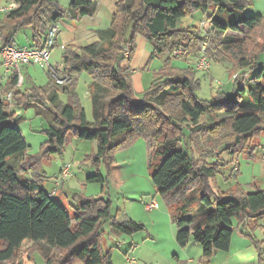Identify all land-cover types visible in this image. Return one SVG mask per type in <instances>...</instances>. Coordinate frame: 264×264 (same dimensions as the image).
<instances>
[{"label": "trees", "instance_id": "1", "mask_svg": "<svg viewBox=\"0 0 264 264\" xmlns=\"http://www.w3.org/2000/svg\"><path fill=\"white\" fill-rule=\"evenodd\" d=\"M13 1L17 6L0 17V48L15 45L18 31L29 27L33 46L42 48L53 24L63 18L84 17L95 2L71 0L65 10L59 0ZM254 1L117 0L110 26L97 31L95 42L81 47L64 46V71L74 77L70 84L60 88L49 77L45 86L31 84L25 88L24 83L17 85V71L4 84L0 83V264H28L25 255L35 250L44 254L46 264H114L111 253H106L99 242L103 223L111 221L112 226L127 235L145 229L128 217L117 220L112 215L111 201L102 197L81 198L78 214L72 217L55 199L56 195H49L43 187L45 175L38 166V157L28 154L29 145L13 110L29 106L47 114L48 140L43 154L63 148L71 134L97 141L93 160L103 161L107 173L104 177L98 169L87 177L92 183L109 180L121 186L120 164L114 153L137 137L151 143L153 140L157 145L163 138V158L154 165L151 177L158 193L174 209L177 243L182 247L191 241L199 243L201 260L208 262L216 251L230 250L237 223L238 228L242 227L240 233L250 237L258 251L262 250L264 241L257 240L254 230L264 220V189L246 193L215 191L210 180L229 162L217 156L212 162L201 164L185 149H177L183 137L170 136L175 130L186 136V127L181 123L190 120L194 124L190 138L204 128L211 136L210 146L201 150L202 156H212L215 147L234 156L264 132V62L258 66L264 57V45L256 54H249L245 48L249 34L264 22L263 13L243 15ZM196 11L210 13L209 28L183 26V18ZM138 35L152 45L151 60L179 46L188 48L194 56L203 52L209 60L219 63L231 58L230 74L237 68H251L254 72L247 78L245 74L235 76L231 92L219 90L206 100L195 94L200 87L197 68L174 66L177 57L169 56L140 99L135 96L132 83ZM83 72L91 77L94 122L87 119L77 92L78 77ZM109 89L114 93L106 100ZM61 92L67 96L66 103L60 98ZM247 96L249 99L244 101ZM204 115L213 119L205 126L201 122ZM237 172L234 170L232 175ZM197 185H201L199 192L190 195ZM192 204L196 207L191 208ZM27 242L28 247L22 250Z\"/></svg>", "mask_w": 264, "mask_h": 264}, {"label": "rangeland", "instance_id": "2", "mask_svg": "<svg viewBox=\"0 0 264 264\" xmlns=\"http://www.w3.org/2000/svg\"><path fill=\"white\" fill-rule=\"evenodd\" d=\"M2 1V0H1ZM3 3H6L3 0ZM60 5L67 10L69 8L70 0L59 1ZM66 7V8H65ZM211 12V11H210ZM258 13L264 14V0H255L253 4L247 6L243 10V15L246 17L254 16ZM208 14L202 11H196L191 16L183 18V26L185 27H200L207 29L210 27L208 21ZM3 16V14L1 15ZM0 16V17H1ZM111 15L109 24L102 25L101 29H106L111 24ZM226 18V14L224 15ZM32 29L22 28L18 31L15 42L18 45H28L31 42ZM141 35L136 39V50L132 61V69L137 61H141L147 51V46H143L141 42ZM204 45V44H203ZM264 45V22L256 28L255 31L249 34V38L245 44L246 50L249 54L258 53ZM150 55L147 56L144 67L139 68L135 66L136 73L132 76V83L134 87L135 96L137 98H144L145 93L150 89L152 83L156 79L157 74L164 67V60L169 57H177L173 61L174 66L186 67L188 65L195 66L199 58V53L194 56L186 47H176L173 52H167L162 57L151 58L153 47L149 46ZM61 50H53L51 53L50 63L53 66L59 65L62 59ZM135 59V62H134ZM264 57L261 58L258 66L263 64ZM232 59H226V63H219L210 60V69L207 71L198 70L196 75L200 80V87L197 88L195 94L201 99L209 100L211 95L219 90L231 92L233 90V81L235 76L245 74L249 77L253 74L251 68H237L232 69ZM257 66V67H258ZM256 67V68H257ZM64 69V66H63ZM2 67L0 65V71ZM36 86H45L48 83L49 76L41 68L35 66L30 68L29 72H36ZM65 74H67L64 71ZM25 77V88L30 87L28 83L26 71H23ZM69 75V74H67ZM64 85H58L60 88L68 85L73 80V76ZM55 82V81H54ZM1 83V78H0ZM56 83V82H55ZM90 83L91 77L88 73L83 72L78 77L77 92L79 94L82 107L86 112L89 121H95L92 111V101L90 98ZM248 88V85L244 83ZM110 88V87H109ZM114 92L108 90L105 99L107 100ZM60 98L63 102H67V96L60 93ZM249 97H245L246 101ZM16 112L19 122L18 128L22 131L26 142L28 143V154L33 157H38V166L45 175L43 187L46 190H52L53 180L59 174L61 167L70 163L72 166V178L64 183L57 191L55 199L62 204L72 217L78 214V208L81 198H98L102 197L111 201L112 215L117 220L125 219L126 217L133 219L137 223L145 226L144 230L137 231L132 235H127L119 232L111 221L103 223L100 229L99 242L102 249L107 253H111L114 264H132L129 262L130 258L135 259V264H177L179 261L175 253L180 250L176 241V224L173 222L172 213L173 207H170L165 198L157 191L151 173L154 170V165L159 163L163 158L165 150L163 138L159 143L146 140L144 137L135 138L127 146L117 150L114 155L115 159L120 164L121 186H115L111 181L102 183H92L87 181V177L95 174L99 169L106 177V166L103 161L100 163L94 162V155L97 150L96 140H83L75 135H70L67 143L63 148L54 153L43 154V147L48 140L45 130L48 128L47 114L40 113L34 106L27 108L13 109ZM224 113L221 114L223 116ZM213 119L209 115H204L201 118L203 126L212 122ZM186 127L185 135L182 136L180 131H173L170 136H180L182 139L179 142L178 148L185 149L191 153L199 163L208 164L213 159L218 158L222 161L229 162L217 175L210 180V184L215 191L229 193L231 191L238 192H253L257 189H264V132L255 136L244 149L234 156L222 153L220 148L212 149V156H202L201 150L206 145L210 146L211 136L204 128L202 131H197L192 134L190 138V129L194 124L190 120H185L181 123ZM227 134V131H226ZM152 144V145H151ZM154 145V146H153ZM156 149V151H154ZM151 151L154 155L151 160ZM151 160V164H150ZM238 170L236 175H232L234 170ZM29 177V175H24ZM66 184V186H65ZM65 186V189L63 187ZM201 185H197L195 190L190 192V195H196L199 192ZM63 189V190H62ZM151 199L158 202V208L148 210L146 204ZM196 204H192L191 208H195ZM260 224L255 230L254 235L257 240H264V220L258 222ZM242 227L238 228L237 223L234 226V232L231 241L230 254L235 257L228 264H264V248L258 251L255 243L250 237L244 236L240 233ZM29 242L25 243L22 250L28 247ZM188 257L193 258L190 264H199L197 258L202 250L199 243L191 241L189 245ZM264 246V245H263ZM200 251V252H199ZM56 252V251H55ZM218 255L213 258L214 264L221 262L222 256H226L225 251H217ZM182 256V254H181ZM188 259V258H184ZM181 260V259H180ZM25 262L28 264H46L44 254L35 250L29 256L25 255ZM184 262L183 260L180 261ZM207 264L208 262H200ZM74 264H83L77 261Z\"/></svg>", "mask_w": 264, "mask_h": 264}, {"label": "crops", "instance_id": "3", "mask_svg": "<svg viewBox=\"0 0 264 264\" xmlns=\"http://www.w3.org/2000/svg\"><path fill=\"white\" fill-rule=\"evenodd\" d=\"M59 1L61 2V0ZM5 2L6 3H3V0L2 1L0 0V16L4 13L3 11H1L2 7L10 5V4H14V7L17 6V3H15L13 0H5ZM116 2L117 0H95L92 11L89 14L85 15L84 17L80 19L63 18L62 20L57 22V24L59 25V32L57 35L55 47L52 49V51L61 50L63 54L64 48H62V46L74 45L76 47H81V46L95 42L98 39L97 31L101 30L102 25L104 24L108 25L111 15L115 14ZM31 37H32V33H31ZM141 42L143 46H147V51H145L144 58L140 62L137 61L138 63L134 65L133 74H135L137 71L135 66L138 65L139 68L144 67L145 60L147 56L150 55L149 46H152V45L144 37H141ZM15 46H19V47L33 46V41L31 39V42L28 45H18L15 42ZM61 62H62V59H61ZM134 62H135V59H134ZM0 65L2 67V70L0 71L1 83L4 84L9 75L6 73L3 65L2 64ZM30 68H35V66H32V65L24 66L23 71H26V75H27L26 79L28 80V83L35 84L36 82L35 74H37V71L30 73L29 72ZM24 84H25V77H24ZM88 94H90V92H88ZM65 186L63 187V189H65ZM259 225L260 224L257 223V226ZM189 245H191V242L185 247H182L179 245L180 250H178V252L175 253V256L177 257L179 261L177 264H190L193 262L194 259L189 258L187 255L189 251L188 249L190 247ZM263 248L264 246L262 247V249ZM225 252L226 254H223V255H226V256H222L221 262L219 263L217 262V264H228L229 262H231V260L235 259V257H233L229 251H225ZM215 255H218L217 251L214 253V255L211 257V259L208 261L207 264H214L213 258ZM197 256H198L197 258L199 259V264H201L200 262L202 263L206 262V261L201 260L202 250H201V253ZM184 258H188V259L186 260ZM182 260L184 262L180 263V261ZM134 261H135L134 258L129 259V262L132 264H135Z\"/></svg>", "mask_w": 264, "mask_h": 264}, {"label": "built area", "instance_id": "4", "mask_svg": "<svg viewBox=\"0 0 264 264\" xmlns=\"http://www.w3.org/2000/svg\"><path fill=\"white\" fill-rule=\"evenodd\" d=\"M14 8V4H10L1 8V11L5 12L9 9ZM59 32V25L57 23L53 24L46 35L45 46L42 48H37L34 46H15L8 45L6 47L0 48L2 56V65L8 75L13 71L19 73V80L17 85L20 86L24 83L23 68L24 66L32 65L43 69L48 76L56 82L58 85H64L70 80V76L64 73L63 64H57L53 66L50 63L51 52L56 43L57 35ZM206 43L203 45V50L205 49ZM64 48V46H62ZM197 70L207 71L210 69V60L206 57L203 52H200L199 58L195 63ZM7 99H11V93L7 95ZM72 166L70 163L64 164L59 174L53 180L54 188L49 190L50 196H55L58 189L66 182L72 178ZM146 208L148 210L158 208V202L151 199L147 202Z\"/></svg>", "mask_w": 264, "mask_h": 264}]
</instances>
